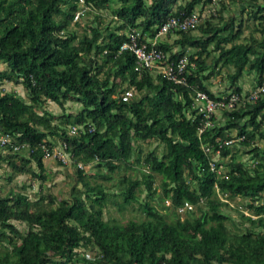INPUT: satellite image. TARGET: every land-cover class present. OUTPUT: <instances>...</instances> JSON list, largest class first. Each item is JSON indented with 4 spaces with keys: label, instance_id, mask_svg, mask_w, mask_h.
<instances>
[{
    "label": "trees",
    "instance_id": "1",
    "mask_svg": "<svg viewBox=\"0 0 264 264\" xmlns=\"http://www.w3.org/2000/svg\"><path fill=\"white\" fill-rule=\"evenodd\" d=\"M111 1L80 0L90 9L108 7L118 21L99 25L96 18L78 34L69 28L70 21L76 22L72 15L78 0H0V81H18L26 94L24 98L13 89H0V130L9 133L0 145V159L10 168L6 178L29 171L44 179L40 143L56 139L64 140L74 160L104 165L107 171H99L100 178L133 168V173L118 174L114 192L100 181L90 182L84 165H75L84 197L75 187L58 198L51 192L30 198L7 187L0 193V264H264V147H247L255 159L248 165L222 143L218 153L229 151V158L215 161L224 164L217 172L199 145L201 140L214 142L215 134L230 135V128L233 137L241 135L235 138L241 145L264 136V89L253 99L246 96L264 79V0H245L247 17L259 36L248 33L246 39H236L242 18L231 13L219 23L203 15L195 25L199 33L170 29L157 39L165 58L186 51L193 61L182 83L152 74L147 67L134 68L132 52L118 49V44L131 27L153 34L167 16L189 12L196 4L200 8L209 0ZM228 64V90L238 92L237 103L222 108V118L197 133L194 88L217 96L203 78ZM244 69L255 75L251 87L242 90L236 80ZM128 87L139 94L126 95ZM46 98L59 105L77 100L80 105L54 114L41 106ZM54 116L58 122L52 121ZM67 122L78 124V131L68 133ZM147 138L162 142L160 153L150 147L141 154L139 145L134 146V140ZM16 142L20 146L13 148ZM139 161L144 168L135 166ZM141 188L145 198L139 199ZM217 190L220 196L244 197L248 212L239 209V218L233 219L221 209L226 200ZM154 194L168 212L150 202ZM184 199L199 211L190 207L179 215L176 207ZM132 200L141 216L118 221L102 215L107 201L120 208ZM13 219L24 221L25 228L19 229ZM85 246L92 251L79 249Z\"/></svg>",
    "mask_w": 264,
    "mask_h": 264
},
{
    "label": "rangeland",
    "instance_id": "2",
    "mask_svg": "<svg viewBox=\"0 0 264 264\" xmlns=\"http://www.w3.org/2000/svg\"><path fill=\"white\" fill-rule=\"evenodd\" d=\"M78 0V10L79 12L74 17L76 19V22L70 21L69 22V28L76 31V33H81L83 29H86L84 26L87 25L88 22H94L95 19H99V25H102L103 23H107L108 25L115 24L118 20L114 17L112 12L108 7H100V8H88L86 5H83ZM183 1V0H179ZM117 1H111V5L116 4ZM197 6V4L195 5ZM213 7H215L214 12H209L207 17L215 22L219 23L222 18H225L228 14L235 13L236 16H240L242 18V25H241V31L238 33V36L236 39L244 40L246 39V35L248 33H252L255 36H259V33L252 28V25L254 21L251 17H247V10L249 8L248 4H246L245 0H216L213 3ZM94 13H97L94 15ZM204 15V16H205ZM96 19V20H97ZM203 16L200 17V21H202ZM189 32L191 33H199L200 30L198 26H194L189 29ZM173 37V34L169 36L171 39ZM210 44H208V47ZM174 49V48H173ZM188 49H190L188 47ZM209 59V55L206 56V60ZM3 65V62L0 61V66ZM231 70V65H221L218 66L217 72H215L212 75H209L207 78H203V81L207 84V86L214 92V93H224L230 88L229 81L226 76V72ZM151 73L154 74L153 70H151ZM254 71L252 69L250 70H243L241 75L238 76L236 82L240 86V89L245 90L247 88H250L253 81H254ZM0 89H13L16 92H18L20 95H22L24 98L26 97L25 90L22 87L21 83L18 81H13L9 79H3L0 81ZM124 93L126 95L134 94L138 95L139 92L133 89L132 87H128L125 89ZM79 102L77 100L72 99H66L62 102L61 105H59L57 102L51 100V99H44L41 102V106L47 109L48 111H52L54 114L59 113L60 111H74L79 107ZM222 118L221 111H217L213 117L214 121H218ZM52 121L58 122V118L54 116L52 118ZM67 123H64V126L66 127ZM229 133H234V129L230 128ZM57 139L53 142V144L57 143ZM256 143V145L259 146V148L264 147V136H257L254 137L253 140H251L250 143L241 145L238 140L234 139L232 144L229 145V151H232L235 153L236 157H239L242 159L246 164L251 165L255 159L254 157L250 156V151L247 150V147L250 146V144ZM134 146L140 147L141 154L146 149L153 147L155 151L160 153L162 150V142L158 141L156 138H147V139H139L133 141ZM18 152H21L24 154L26 151L24 149H18ZM229 151L223 155H214L215 159H218L219 161H225L229 158ZM15 160H18V156L14 155ZM43 161V167L45 171V178L39 179L38 177H35L29 173V171H15L12 174V177L10 179L6 178V173L9 172L10 168L6 161L0 159V193H3L7 187H11L12 189H20L24 191L27 196L30 198H34L38 195L40 192H51L54 193L56 198L60 196L67 197L71 192L76 191L75 188L79 189L80 195L83 196L82 192V184L80 183L79 179L76 176L75 172V165L71 162H58V160L54 157H42ZM32 167H35L34 163L31 161L30 163ZM135 166L145 167V164H142L141 161L139 163H135ZM224 167V164L220 162L219 170ZM100 168V169H98ZM137 174H139V169H134ZM83 171L86 174L87 179L90 182L93 181H100L105 184L106 188L110 191L116 192L119 189V185L116 182V177L121 172L123 173H133V168H120L118 171H109L110 177L109 178H100L98 176L99 171H107L104 165L96 166L94 165V161L85 163L83 166ZM158 179L157 176L154 178V183L156 185ZM75 187V188H74ZM155 190L157 193L160 192L159 185H156ZM144 188H141L140 191H138V198L142 199L145 198L144 194ZM262 194L264 195V190H262ZM262 195V196H263ZM260 196V197H262ZM84 197V196H83ZM116 200L119 199V195H115ZM227 201L225 204L221 205V209L228 212L230 216L233 219L239 218V208L244 206L245 198L241 196H228ZM168 200V199H167ZM166 199H163L164 202H167ZM150 202H152L158 209L161 211H167V208L162 207L161 205V199L159 198L158 194H154L152 198H150ZM202 205V204H201ZM193 211L197 213L199 210L195 205H191ZM203 206V205H202ZM103 216H111L112 218L118 220V221H124L129 217H139L142 215L141 209L138 207L135 200H132L131 203H126L122 207H117V205L114 202L107 201L105 206L103 207ZM179 215L183 214V211L178 213ZM15 225L19 229L25 228V223L22 220L13 219ZM229 224V223H228ZM80 250L84 251V253H89L92 251L89 247H79ZM79 250V251H80Z\"/></svg>",
    "mask_w": 264,
    "mask_h": 264
},
{
    "label": "built area",
    "instance_id": "3",
    "mask_svg": "<svg viewBox=\"0 0 264 264\" xmlns=\"http://www.w3.org/2000/svg\"><path fill=\"white\" fill-rule=\"evenodd\" d=\"M216 0H209L205 2L200 8L195 6L189 12L181 13L180 15H169L163 21H161L153 34H147L142 32L138 27H131L126 31V38L122 39L118 44V49H129L133 54V67L139 69L140 67H147L154 72H160L166 78L174 82H185L186 73L190 71V68L194 66L192 60H188L186 51H183L175 59L165 58L166 52L156 45L157 39L170 29H185L194 27L201 16L206 13L214 12L215 7L213 3ZM79 9V8H78ZM76 9L72 15L74 18L79 10ZM163 59V60H162ZM166 59V60H165ZM189 65V66H188ZM264 89V79L256 83L253 88L247 93V97L253 99L260 91ZM217 96H210L205 90L201 88H194L191 95V105L195 108L194 112L198 113V120L196 124V132L200 133L206 127L213 124V117L215 113L222 108H230L236 105L239 98L238 92L234 90H228L224 93H216ZM79 125L76 123H69L67 126V132L73 134L78 131ZM241 135L233 137L213 135V140L208 141L201 140L200 146L202 150L207 154L208 166L215 171H219L220 162L215 163V156L219 152L220 145L222 143L232 144L233 140ZM9 140V133L6 130H0V145H4ZM20 146L17 142L12 143L13 148ZM25 146V145H24ZM43 150L42 156L54 157L63 162H71L76 165H81L79 160H74L65 148V142L63 140L58 141L56 144L46 145L40 143ZM26 148V147H25ZM184 206H190V203L183 200V203L177 208L182 209Z\"/></svg>",
    "mask_w": 264,
    "mask_h": 264
},
{
    "label": "clouds",
    "instance_id": "4",
    "mask_svg": "<svg viewBox=\"0 0 264 264\" xmlns=\"http://www.w3.org/2000/svg\"><path fill=\"white\" fill-rule=\"evenodd\" d=\"M199 22V21H198ZM68 124H69V122H67V125H66V131H67V126H68ZM69 133V132H68ZM76 133V132H75ZM71 134V133H70ZM74 134V133H73ZM233 133H230V135H232ZM58 141H61V140H59V139H57ZM57 141V142H58ZM64 141V140H63ZM53 144V143H52ZM199 145H200V142H199ZM228 145H230V144H228ZM201 147V146H200ZM219 154V153H218ZM43 157V156H42ZM73 158V157H72ZM218 161V159H215V161ZM80 161V160H79ZM80 163H81V161H80ZM74 165H76V164H74ZM81 165H84L83 163H81ZM81 165H76V166H81ZM220 171V170H219ZM219 171H217V172H219ZM216 194L217 195H222V194H220V192L217 190L216 191ZM220 198H222V199H224V200H226L227 201V197H225V196H220ZM166 200H167V198H165ZM184 200H186V199H184ZM168 201V200H167ZM186 201H188V200H186ZM189 203H190V206H184L182 209H178L177 207L179 206V205H181L182 203H183V201H182V203H180L179 205H177V207H176V209L179 211V212H181V211H184V209L185 208H190V207H192L191 205H193V203H191L190 201H188ZM239 209H241L243 212H245V213H247L248 212V210H246V208L243 206V207H240Z\"/></svg>",
    "mask_w": 264,
    "mask_h": 264
},
{
    "label": "crops",
    "instance_id": "5",
    "mask_svg": "<svg viewBox=\"0 0 264 264\" xmlns=\"http://www.w3.org/2000/svg\"><path fill=\"white\" fill-rule=\"evenodd\" d=\"M206 14H208V13H206ZM205 15V14H204Z\"/></svg>",
    "mask_w": 264,
    "mask_h": 264
}]
</instances>
